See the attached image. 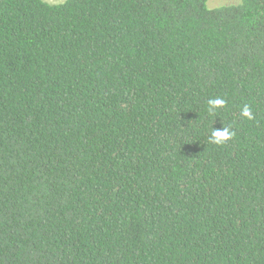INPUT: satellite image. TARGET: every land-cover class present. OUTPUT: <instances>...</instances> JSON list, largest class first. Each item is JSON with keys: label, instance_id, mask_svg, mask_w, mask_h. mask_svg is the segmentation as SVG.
<instances>
[{"label": "trees", "instance_id": "1", "mask_svg": "<svg viewBox=\"0 0 264 264\" xmlns=\"http://www.w3.org/2000/svg\"><path fill=\"white\" fill-rule=\"evenodd\" d=\"M0 264H264V0H0Z\"/></svg>", "mask_w": 264, "mask_h": 264}, {"label": "clouds", "instance_id": "2", "mask_svg": "<svg viewBox=\"0 0 264 264\" xmlns=\"http://www.w3.org/2000/svg\"><path fill=\"white\" fill-rule=\"evenodd\" d=\"M225 101L221 98H213L210 99L208 101V105H209V114H211L213 111H215L216 108L222 107L224 106ZM241 116L248 119V120H253L255 119L253 113H252V109L245 104L242 108H241V112H240ZM235 133L230 131L228 128H224L223 130H213L212 132V136H211V141L213 143L216 144H221L224 141L228 140L229 138H231L232 136H234Z\"/></svg>", "mask_w": 264, "mask_h": 264}, {"label": "rangeland", "instance_id": "3", "mask_svg": "<svg viewBox=\"0 0 264 264\" xmlns=\"http://www.w3.org/2000/svg\"><path fill=\"white\" fill-rule=\"evenodd\" d=\"M46 1L56 3V2H60L62 0H46ZM232 1H235V0H209V5L214 7V6L221 5L223 3L232 2Z\"/></svg>", "mask_w": 264, "mask_h": 264}]
</instances>
